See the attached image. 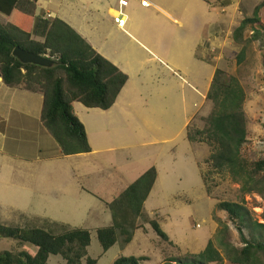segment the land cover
Wrapping results in <instances>:
<instances>
[{
	"label": "rangeland",
	"instance_id": "1",
	"mask_svg": "<svg viewBox=\"0 0 264 264\" xmlns=\"http://www.w3.org/2000/svg\"><path fill=\"white\" fill-rule=\"evenodd\" d=\"M263 2L264 0H180V6L177 8L179 16L176 15L178 20L175 24L163 21L155 25V35L157 38L161 37L160 41L163 42L164 50L176 53L178 57L188 58V63L192 64L194 73H184L177 69L174 74L167 69L163 71L160 65V85H162L165 96L161 95L162 92L159 94L154 92L152 85L142 93L132 96L138 108L135 116L140 122L138 130L130 126L123 118L120 122L110 126L112 122L108 123V120L103 117L97 121V127L93 130L91 125L96 123L91 122L90 116L86 117L85 121L90 130L92 129L90 146L101 150L94 155L77 159L73 157L65 164L63 163L65 169L75 166L85 169V175L91 170L94 171V167L101 169L104 178L95 192L98 195L93 197L82 193L79 198H76L73 196V191L68 192L70 180L66 177L59 178L58 187L53 191L55 195L53 201H58L48 202L44 197L38 198L30 194H27L28 200H24L22 204L16 201V205L12 204L14 206L5 205L9 200H2L0 201V221L7 225H20L26 228L46 227L56 232L63 231L65 227L60 224L65 223L50 222L42 217L28 219L9 211L36 215L47 210L51 216L63 219L66 224L69 223L70 227L90 230L91 243L88 252L91 257L98 259L97 264H113L121 255L145 257L147 260L144 264L191 262L195 254L205 249L209 240H213L215 247L222 255V261L211 264H232L228 257V249L222 246L220 235L217 233L221 228L220 222L227 223L229 226L227 232L229 243L240 248L242 242L237 227L229 219L228 213L216 207L219 202L223 201L242 204L249 210V215L246 217L248 223L246 221L244 225V234L247 239L254 231L255 234H259L260 238L262 236L264 238V230H254L256 226H251L255 221L264 223V191L261 194L258 192L244 193L241 190V184L234 181L227 172L212 171L207 159L214 148L207 142L190 141L191 144L187 147L188 129H192L191 132H194L195 128L202 129L205 126L204 118L211 113L213 104L207 99L200 109L203 101L202 82L205 78L197 75H207L209 72L202 70L197 55H187L184 50L176 47V45L181 46L184 40L190 38L191 29L193 36L195 32L198 36L205 35L200 54L212 60L217 65L216 69L220 68L230 75L237 76L247 94L244 110L248 122V141L243 148V155L248 160L264 158V34L251 42L250 48L247 47V61L243 65H238L236 57L244 44L236 43L233 39L235 28L245 18L252 17L255 7ZM259 15L264 24V4ZM212 28L215 30L213 37L210 38ZM203 29H207L208 32L204 33ZM245 34L244 37H247L253 32L250 29ZM194 43L195 40H193ZM159 56L166 60L161 54ZM165 98L168 100L165 101ZM116 113H118V108H116ZM141 113L151 123L154 122L151 128L148 129L144 121L139 118ZM193 113L197 114L189 122V127L183 128L186 120ZM119 115H121L120 112ZM159 126H161L160 129ZM153 128L155 130H152ZM175 146L178 162L176 161L172 166L161 165L160 176L145 202L144 213L138 220L139 227L132 241L124 243L120 237L116 244L107 251H103L97 237V229L110 225V222L98 216L100 211L98 203L100 202L97 199H102L101 202L109 206V203L115 200L120 193L118 180L131 177V182H133L136 173L144 172L149 167L155 166L157 160H166ZM191 152L195 154L196 163L190 159ZM79 163H82V166H78ZM50 169L49 166L37 169L27 166L25 171L30 173V176L27 174L24 177L36 180L43 172L41 177L46 178L44 182H41L43 185L50 180L55 183V175H49ZM204 176L207 182L204 181ZM90 182L85 180L86 187L91 185ZM41 183L29 184L33 186L35 192V189L42 188ZM262 188L264 189V186ZM75 203L79 205L77 212L73 211ZM108 215L112 219L109 207ZM151 220H158L162 229L169 235V241L162 240L155 233L150 225ZM22 249L33 253L37 251L35 247L29 245L20 246L16 240H0V251L17 252ZM48 264H64V260L61 256L53 255Z\"/></svg>",
	"mask_w": 264,
	"mask_h": 264
},
{
	"label": "trees",
	"instance_id": "2",
	"mask_svg": "<svg viewBox=\"0 0 264 264\" xmlns=\"http://www.w3.org/2000/svg\"><path fill=\"white\" fill-rule=\"evenodd\" d=\"M38 0H0V75L4 83L11 87H22L44 96L41 124L60 148L63 156L89 153L90 146L85 125L76 115L74 102L89 108L107 110L114 105L121 90L128 81V75L99 54L82 36L60 18H47L36 14ZM263 3L258 4L252 17L241 21L233 32L236 43L244 44L237 55L238 65L247 61L250 43L264 34V24L260 18ZM253 34L246 36L247 30ZM16 47L48 56L57 64L43 67L22 63L13 56ZM213 104L211 113L204 118L202 129H188L189 141H203L214 150L207 159L212 171L227 172L241 184L244 193H262L264 189V158L248 160L243 148L248 141L247 116L244 102L247 94L237 76L217 68L207 93ZM189 127V126H188ZM158 175L155 166L147 169L120 195L109 203L112 223L97 229V237L103 251L119 241H132L138 220L144 213L145 202L150 195ZM207 182V178L203 177ZM226 211L236 225L242 246H233L227 241L228 224L220 222L222 246L228 249L232 264H264V238L252 232L247 239L244 225L249 210L235 202H219L216 206ZM58 224V223H55ZM56 232L46 227H22L7 225L0 221V240H16L20 246L35 247L29 250L0 251V264H48L51 256H61L64 264H97L98 259L89 255L91 232L81 227H70ZM150 225L164 241L169 235L158 220ZM254 230H264V223L255 221ZM145 257L119 256L113 264H144ZM222 261V255L209 240L205 249L193 256V260L180 264H211Z\"/></svg>",
	"mask_w": 264,
	"mask_h": 264
},
{
	"label": "crops",
	"instance_id": "3",
	"mask_svg": "<svg viewBox=\"0 0 264 264\" xmlns=\"http://www.w3.org/2000/svg\"><path fill=\"white\" fill-rule=\"evenodd\" d=\"M147 1L149 3L147 6L142 5V0H38L36 2V14H41L51 19L56 17L62 19L99 54L128 75V81L121 90L116 102L107 110L89 108L81 102H74L75 113L85 125L89 143H92L90 134L92 129L90 130L87 125L86 117L90 116L92 118L91 122L96 123L91 125L93 130L97 127V121L101 117L106 118L108 123L112 122L110 126L120 122L121 118H123L130 126L137 129L140 125L139 120L135 117L138 108L132 96L142 93L152 85L153 91L158 94L162 92L161 95L164 97L165 93L162 90V85H160V68L163 71L167 69L174 74L177 69L182 70L184 73H194L192 64L188 63V58L178 57L176 53L164 50L163 42L160 41L161 37L157 38L155 35V25L161 24L163 21L175 24L178 20L176 15L179 16L177 8L180 6V0ZM116 17H124L126 19L123 27L118 25ZM213 28L210 32V38L214 34L215 29L213 30ZM203 32L208 31L203 29ZM189 37V39L183 41L181 46L176 45V47L184 50L187 55H197L202 70L209 72L207 75H197L205 78L202 82L203 91L201 95L203 101L200 106L201 109L207 102L206 96L217 65L212 60L205 58L203 54H200V47L205 41V35L201 34L198 36L195 32L193 36L191 29ZM193 40H195L194 44ZM160 54L166 60H163L159 56ZM158 62L160 64H157ZM160 65L161 67L159 68ZM153 78L155 79L153 80ZM138 90L140 91L138 92ZM43 100L44 96L42 93L33 92L22 87L8 86L0 76V171H2L0 172V201L9 200L5 205L14 206L12 204L16 205V201H20L19 204H22L24 200H28L27 194L38 198L44 197L48 202L58 201H53L55 196L53 191L58 187V179L64 177L70 180L68 192L73 191V196L76 198H79L82 193L93 197L98 195L95 192L99 189L98 185L102 183V178H104L101 169L94 167V171L90 169L91 172L85 175V169L83 168L75 166L74 168L68 167L65 169L63 165L68 159L94 155L101 149H94L91 146L92 150L89 153L63 156L55 140L42 127L41 112ZM166 100L168 98H165ZM116 108H118V113H116ZM119 112L121 115H119ZM197 113H193L188 117L183 128H188L189 122ZM139 118L144 121L148 129L152 127L154 122L151 123L142 113ZM158 128L160 129L161 126ZM152 130H155V128ZM187 141V147H189L191 143L188 137ZM142 142L149 143L147 141ZM176 148L175 146L170 151L169 157L164 160L166 162L163 160L155 162V167L158 171L156 181L160 176L161 165L169 164L172 166L176 161L178 162L179 158L175 155ZM187 149L189 150V148ZM189 151L192 150L190 149ZM191 153L190 159L195 162V154ZM27 166L29 168L35 167L36 169L42 166L51 167L49 175H55L54 179H56V182L52 183L50 180V182L43 185L41 182L46 180V178L41 177V174H44L43 172L36 180L26 179L25 175L29 174L27 176H30V173L25 171ZM78 166H82V163H79ZM144 172L136 173L132 181L134 182ZM93 177L94 179H92ZM127 179L129 180L127 181ZM85 180L91 181V185H87L89 187L84 184ZM38 182L42 184V188L40 190L35 189L34 192L33 186L29 183L35 185ZM133 182H131V177L118 180L120 193ZM101 200L97 199L100 202L98 203V207H100L98 216L106 219L111 224L112 219L108 215L109 206L103 204ZM75 204L73 211L77 212L79 205L78 203ZM9 211L16 212L28 219H32L31 217H42L50 222L66 224L63 219L51 216L50 213H47V210H43L36 215L13 210Z\"/></svg>",
	"mask_w": 264,
	"mask_h": 264
},
{
	"label": "water",
	"instance_id": "4",
	"mask_svg": "<svg viewBox=\"0 0 264 264\" xmlns=\"http://www.w3.org/2000/svg\"><path fill=\"white\" fill-rule=\"evenodd\" d=\"M13 56L19 59L22 63H30L35 64L43 67H51L57 64V61L48 57V56H41L29 51H26L20 47H16L13 52ZM1 76V75H0Z\"/></svg>",
	"mask_w": 264,
	"mask_h": 264
},
{
	"label": "built area",
	"instance_id": "5",
	"mask_svg": "<svg viewBox=\"0 0 264 264\" xmlns=\"http://www.w3.org/2000/svg\"><path fill=\"white\" fill-rule=\"evenodd\" d=\"M142 5H149L147 0H142ZM116 22L118 23L119 26L123 27L126 23V19L124 17H116Z\"/></svg>",
	"mask_w": 264,
	"mask_h": 264
}]
</instances>
